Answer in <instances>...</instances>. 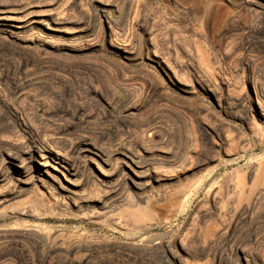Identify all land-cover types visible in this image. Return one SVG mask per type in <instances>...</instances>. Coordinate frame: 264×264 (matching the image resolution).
<instances>
[{
    "label": "rangeland",
    "instance_id": "1",
    "mask_svg": "<svg viewBox=\"0 0 264 264\" xmlns=\"http://www.w3.org/2000/svg\"><path fill=\"white\" fill-rule=\"evenodd\" d=\"M0 5V264H264V0Z\"/></svg>",
    "mask_w": 264,
    "mask_h": 264
},
{
    "label": "bare ground",
    "instance_id": "2",
    "mask_svg": "<svg viewBox=\"0 0 264 264\" xmlns=\"http://www.w3.org/2000/svg\"><path fill=\"white\" fill-rule=\"evenodd\" d=\"M21 28H23V26L19 18L11 14L10 10H8L5 5H0V31L13 35L16 33L17 30ZM93 149L94 148L85 146L84 150L93 152ZM31 156L34 157L35 161L39 164V172L44 177H48L50 179H59V174H62L66 179L68 178L69 180H72L73 177L78 176L79 167L76 162L73 161L71 158H67L66 155H63L61 152L55 150H45L40 153L32 154ZM91 158L93 159V157ZM132 158H129L128 160L125 158L123 159V162L126 166L135 169L134 166L136 165V163L135 160H133ZM11 162L17 168V174H23L26 172L22 171V162H18L17 159H14ZM0 181H2V175H0ZM65 188L69 190V187Z\"/></svg>",
    "mask_w": 264,
    "mask_h": 264
}]
</instances>
